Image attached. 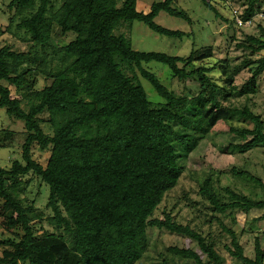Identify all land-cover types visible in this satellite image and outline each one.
<instances>
[{
    "label": "trees",
    "instance_id": "1",
    "mask_svg": "<svg viewBox=\"0 0 264 264\" xmlns=\"http://www.w3.org/2000/svg\"><path fill=\"white\" fill-rule=\"evenodd\" d=\"M138 1L64 0L55 12L54 0H11L7 5L11 16L8 26H0V37L12 34L18 20L16 28L34 45L28 52H16L10 46L0 49V110L25 124L23 161H14L10 169L0 168V200L11 213L7 226L21 228L24 234L19 239L0 240V264H139L150 246V229L166 230L197 244L202 254L171 248L180 260L226 264L209 235L180 224L171 213L157 218L156 212L183 174L174 141L192 152L195 143L206 139L221 122H244L253 128L230 127L229 133L238 141L230 142L231 151L246 154L264 149V119L249 106L239 109L228 104L234 97L259 92L258 81L264 74V55L260 56L264 53V28L260 27V36H246L239 45L250 53L243 63L252 74L250 79L241 87L235 85L236 72L225 61L219 67L224 76V84H220L210 75L218 67L187 70L212 59L211 47L188 58L137 52L126 34L116 33L123 23L139 21L162 36L180 40L187 36L155 21L166 12L191 23L185 12L173 8L177 0L154 3L147 14L138 11ZM262 1L247 0L243 19L259 14ZM203 2L215 11L210 0ZM55 27L62 36L75 33V40L56 47L52 38ZM38 46L43 56L48 57V50L57 56L60 63L56 70L34 68L40 55L35 50ZM151 62L168 66L180 82L194 77L199 93L188 101L180 99L143 68ZM136 69L166 101L164 106L152 107ZM41 74L52 83L39 90ZM10 87L21 93L27 110L19 98H13ZM45 116L53 127L52 136L42 128ZM18 136L0 130V148H12ZM36 146L50 152L45 166L34 159ZM233 172L264 190V184L250 173ZM31 173L50 188L48 209L53 215L47 222L56 232L43 230L39 235L34 223L44 221L43 213L19 198L17 188ZM199 193L212 214L211 221L229 210L264 211V200L231 189H226L228 200L224 199L212 178L203 182ZM220 224L230 239L225 248L237 264H264L261 236L256 238L255 258L250 259L237 233Z\"/></svg>",
    "mask_w": 264,
    "mask_h": 264
},
{
    "label": "rangeland",
    "instance_id": "2",
    "mask_svg": "<svg viewBox=\"0 0 264 264\" xmlns=\"http://www.w3.org/2000/svg\"><path fill=\"white\" fill-rule=\"evenodd\" d=\"M11 0H0V26L9 25L11 12L7 5ZM164 0H139L137 9L139 12H150L154 3ZM64 0H54V10L63 4ZM215 9L209 8L203 0H177L173 3V8L185 12L191 19V23L183 18L170 16L166 12H161L156 18V23L166 29L181 31L187 34L182 40L169 38L155 33L144 23L136 21L133 24L123 23L116 30L118 34H126L132 41L133 50L137 52H156L164 53L174 57L188 58L193 52L207 47L213 48L214 57L202 63H195L187 68L193 71L200 66L218 67L210 75L215 80L224 84L220 65L225 61L230 63L233 71L236 72L235 85L241 87L251 77V72L243 66V63L249 60L250 53L243 48H239L246 36H260V27L264 28V16L256 17L255 24L250 28H242L235 24L234 15L237 11L243 14L248 6L247 0H210ZM264 15V1H262L261 12ZM12 27V34H5L0 37V49L10 46L16 52H28L33 43L28 35ZM75 33H69L62 36L60 29L55 27L53 32V43L56 47H62L69 44L76 38ZM39 51V58L36 59L34 68L37 70H56L60 63L52 50H48V57L43 56L41 48H35ZM264 53L260 56H263ZM260 56H255L258 59ZM180 67H184L182 64ZM143 68L154 74L170 91H173L180 99L188 101L191 97L199 93L194 77L185 82H180L173 76L170 68L164 64L151 62L144 63ZM132 75L130 71H127ZM136 74L139 77L140 84L144 87L149 101L154 108L164 106L165 100L160 97L154 87L148 80L143 78L138 69ZM39 85L37 89L41 90L52 83V79L45 75H39ZM3 85H8L2 82ZM259 92L253 96L234 97L229 101V105L242 109L249 106L256 114L264 119V74L260 77ZM12 90L13 98H19L22 101L24 109H28L26 101L21 93L14 87ZM46 122L42 128L47 135H53V127L48 122V117H43ZM230 127L238 129L253 128L251 123L244 122H221L214 131L205 139H199L195 150L182 146L174 141L178 154L180 155V164L183 167V174L179 185L166 196L164 202L156 212L157 218H163L164 213H171L175 220L183 225H189L194 229L202 231L209 235L216 243L217 251L226 259V264H237L227 252L225 245L230 243L228 233L222 228L220 222L234 230L244 248L246 257L255 258V242L257 236L262 237L264 248V211L253 210L249 213L229 210L224 214H216V218L211 221V213L206 210L207 203L202 199L199 191L203 182L212 178L215 182L217 191L228 200L226 189H231L241 195L247 196L253 200H264V190L256 186L246 178L239 177L233 170L250 173L264 184V149H256L246 154L232 152L230 142L238 143L235 136L230 134ZM0 130H10L16 132L19 136L12 148H0V168L10 169L12 163L16 160L23 161V143L25 124L22 121L11 118L7 115L5 109L0 110ZM181 133V129L176 127ZM182 134V133H181ZM34 159L45 166L50 156L49 151H41L37 146L33 150ZM226 153V154H225ZM23 184L17 188L19 198L25 205L33 206L38 212L43 213L44 221L35 222L34 227L40 235L43 230L56 232L49 225L47 219L53 215L48 209L50 188L37 175L31 173L23 178ZM10 212L4 210V201L0 200V240L8 238H21L23 231L19 229H9L7 219ZM150 246L143 260L139 264H164L169 261L173 264H193L175 257L170 249L177 247L179 249H192L200 254L197 244L181 235L170 233L166 230L150 229L148 232ZM3 254V247H0V257ZM207 260L205 255H202Z\"/></svg>",
    "mask_w": 264,
    "mask_h": 264
},
{
    "label": "built area",
    "instance_id": "3",
    "mask_svg": "<svg viewBox=\"0 0 264 264\" xmlns=\"http://www.w3.org/2000/svg\"><path fill=\"white\" fill-rule=\"evenodd\" d=\"M263 16H264L263 14H257L254 18L244 20L242 17V14L240 15L237 11H235L234 22L239 27L250 28L255 24V18L256 17H263Z\"/></svg>",
    "mask_w": 264,
    "mask_h": 264
}]
</instances>
